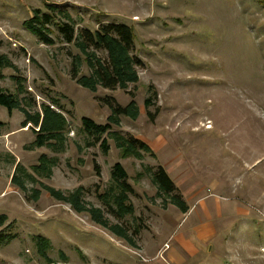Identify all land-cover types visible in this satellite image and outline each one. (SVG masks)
Returning <instances> with one entry per match:
<instances>
[{
	"label": "rangeland",
	"instance_id": "374dc122",
	"mask_svg": "<svg viewBox=\"0 0 264 264\" xmlns=\"http://www.w3.org/2000/svg\"><path fill=\"white\" fill-rule=\"evenodd\" d=\"M46 5L67 12L75 32L106 22L132 27L143 66L128 89L139 115L121 116L113 130L142 140L155 156L122 158L111 139L106 154L99 143L88 145L93 136L83 130L81 118L104 123L109 114L97 98L111 96L126 105L130 97L120 89L82 88L70 78L67 51H77L54 25H49L53 45L23 27L34 9L44 11ZM53 18L65 19L57 10ZM0 54L16 66L0 68V87L15 93L19 81L23 104L35 103L30 111L57 100L67 121L63 150L30 149L34 134L29 124L21 127L23 114L8 115L0 105V214L7 218L3 229L15 235L0 244V264H264V0H0ZM147 97L149 107L143 103ZM147 112L155 114L153 120ZM41 155L55 159L49 178L32 169ZM115 162L133 189L128 194L133 214L121 223L130 233L139 230L134 246L44 190L30 198L38 182L63 193L81 187L84 201L115 222L98 197L110 188L111 195L118 191L110 177ZM17 165L37 180L26 181V191L11 183ZM157 166L178 184V192L197 183L196 191L210 198L195 202L188 196L184 203L192 212L182 213L157 194L151 182ZM214 197L220 212L211 209ZM201 220L212 222L216 236L199 244L189 234L197 253L180 251L171 260L170 253L178 252L175 241ZM37 235L50 241V262L35 249Z\"/></svg>",
	"mask_w": 264,
	"mask_h": 264
},
{
	"label": "trees",
	"instance_id": "16d2710c",
	"mask_svg": "<svg viewBox=\"0 0 264 264\" xmlns=\"http://www.w3.org/2000/svg\"><path fill=\"white\" fill-rule=\"evenodd\" d=\"M56 10L57 14L63 15L66 20H61V18H59L60 20L54 19L53 15ZM68 19L69 14L67 12L58 10L56 6L46 5L44 11L39 8L34 9L33 15L23 21V27L37 37L41 43L53 45L55 40L51 36L52 30L49 25H54L64 42L72 45L77 51L76 53H72L70 50L67 51V55L70 58V78L82 88L93 93L98 88L120 89L125 91L130 97V101L126 105H120L111 96L97 98L102 105L108 108L109 114L104 123H97L85 116L81 118L83 130L88 135L93 136V141L89 142L88 145L99 143L101 151L106 154L109 151L108 139H111L115 147L120 150L122 158L130 156L140 158L142 152L155 156L150 146L142 140L131 135H122L113 130L114 127H119L121 116L134 120L139 115V109L134 100V92L128 89L130 84L138 82L137 69L143 66L142 60L135 53L132 27L124 23L106 22L100 23L93 30L80 28L75 32L73 25ZM83 66L86 68L85 73L82 72ZM2 67L16 69V66L6 55L0 54V68ZM12 77L18 81L16 76ZM1 78L2 74H0ZM16 90L13 93L0 87V105L7 110L8 115H11L14 110L23 114L24 119L21 122V127L29 124L28 128L30 127L31 132L34 134L30 149L47 146L54 148L55 151L63 150L64 131L67 127V121L58 101L52 100L51 103L42 102L38 108L30 111L27 108L28 105L35 106V103L23 104L18 96L24 91L19 81L17 82ZM151 101V97L144 99V106L149 107ZM147 114L151 120L154 119L155 114L150 112H147ZM55 163L54 158L41 155L38 164L33 166L32 169L35 174L49 178L51 176V168ZM95 168L98 170L96 166ZM97 175H99L98 171ZM110 177L116 184L117 193L111 195L113 188H110L109 193L98 194V197L103 199L106 212L116 220L115 222H111L100 207L90 205L84 201L81 187L63 193L42 182H38L40 189H32L30 198L36 200L41 190H44L54 199L67 203L77 213L87 214L91 221L109 229L116 236L123 238L134 246L132 236L136 235L139 230L136 229L133 233H130L121 223V219L125 215H132L134 210L133 204L128 197L129 193H133L132 187L127 182L128 173L120 162H115L111 167ZM26 181L36 182L37 180L33 175L26 172L24 167L17 165L16 171L11 177V183L22 191H26ZM151 182L156 186L158 195H165L169 202L176 205L182 213L187 211V206L180 192H178V188L162 166H157L152 172ZM6 220V216L0 214V244H6L15 237L14 234L6 232L5 228L3 229ZM33 241L37 253L50 262L51 260L46 255V251L51 247L50 241L42 235L35 236Z\"/></svg>",
	"mask_w": 264,
	"mask_h": 264
},
{
	"label": "crops",
	"instance_id": "0c3cea01",
	"mask_svg": "<svg viewBox=\"0 0 264 264\" xmlns=\"http://www.w3.org/2000/svg\"><path fill=\"white\" fill-rule=\"evenodd\" d=\"M175 184V186L178 188V184L173 182ZM197 188V183H195L193 185V190L191 191H182L180 194L183 198V200H185V198H187L188 196L193 197L192 200L193 201H203L205 199L210 198V194H204V193H199L198 191H196ZM217 189V185L216 183L211 184L208 192L212 194V190ZM198 193V194H197ZM212 204L211 209H214L217 212H220V202L218 200H216V198L214 197L213 200H211ZM215 207V208H213ZM207 215H208V211L207 210H203ZM192 212V207H188L186 213L184 214H188ZM217 229L216 227L212 224V222H210L209 220H201L195 224L192 225V232L186 234L184 237L179 238L178 240H176V248L178 250L177 251H173L170 253L169 258L171 260L175 259V256H177L178 258H180L181 256L180 251H184L185 255H195L197 253L196 251V246H195V242L199 243V244H203L206 243L208 241H210L214 236H216L217 234ZM189 234H190V238L193 236L194 238V243L192 242L191 239H189ZM188 238V239H187ZM169 248V246H168Z\"/></svg>",
	"mask_w": 264,
	"mask_h": 264
},
{
	"label": "bare ground",
	"instance_id": "6f19581e",
	"mask_svg": "<svg viewBox=\"0 0 264 264\" xmlns=\"http://www.w3.org/2000/svg\"><path fill=\"white\" fill-rule=\"evenodd\" d=\"M205 127H208V124H206Z\"/></svg>",
	"mask_w": 264,
	"mask_h": 264
}]
</instances>
